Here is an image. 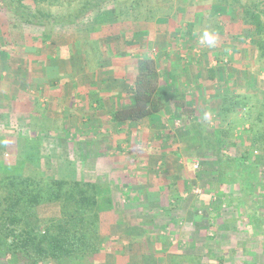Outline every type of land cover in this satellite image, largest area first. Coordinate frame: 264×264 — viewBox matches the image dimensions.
I'll list each match as a JSON object with an SVG mask.
<instances>
[{
	"label": "rangeland",
	"instance_id": "1",
	"mask_svg": "<svg viewBox=\"0 0 264 264\" xmlns=\"http://www.w3.org/2000/svg\"><path fill=\"white\" fill-rule=\"evenodd\" d=\"M80 1L0 0V50L2 66L8 72L1 82V94L13 90L15 95L0 100V171L20 158L27 140L37 139L38 168L47 177L108 179L121 191L120 176L144 190L140 201L123 197L117 201L116 211L102 214L105 264H124L118 256L127 254L136 260L133 250L142 249V242L134 240L129 223L145 224L155 242L167 246L166 252L158 247V255L175 256L182 264H200L188 258L189 254L201 257V264H264V218L254 230L249 228L245 214L254 211L253 205L238 185L223 183L216 160L179 116L174 119L164 111L118 125L109 113L119 104L117 99L108 100L102 109L91 101L95 97L91 92L97 86L104 88L103 81L106 86L120 83L129 90L138 56L146 52L158 60L161 85L181 90L193 102L207 132L228 131L226 141L238 143L232 147L233 154H250L258 167L255 189L264 196V151L251 145L248 132L264 128V122L258 120V114H264V56L254 43V31L243 22L240 7L249 0H116L103 7L108 8L104 20L114 18L116 27L89 30L102 25L96 20L99 14L72 25L53 21L52 15L72 12ZM117 11L125 15L118 17ZM132 21L139 30H131ZM205 30L217 37L214 47L200 42ZM35 42L40 44L36 52L43 55L37 61L32 57ZM166 42L171 43L170 51ZM59 57L66 60L60 59L61 68L55 65ZM211 69L215 77H211ZM24 70L33 71L37 81L30 77L26 82ZM167 70L177 80L181 78L180 84L164 83ZM227 91L229 95L249 94L250 111L238 105L232 113L219 117L220 98ZM3 103L6 109L1 107ZM35 166L28 163L26 170ZM168 180L176 185L170 186ZM171 189L185 196L183 203L170 212H158L155 208ZM149 205L155 214L148 215L142 208ZM123 211L128 219L119 223L117 216ZM39 214L59 217L60 206L43 204Z\"/></svg>",
	"mask_w": 264,
	"mask_h": 264
},
{
	"label": "trees",
	"instance_id": "2",
	"mask_svg": "<svg viewBox=\"0 0 264 264\" xmlns=\"http://www.w3.org/2000/svg\"><path fill=\"white\" fill-rule=\"evenodd\" d=\"M112 1L116 0H81L72 12L50 16L57 23L72 25L99 13ZM240 7L243 22L245 25H250L247 27L254 31V43L260 54L264 56V0H249ZM23 12L25 13L26 10ZM124 13L117 11L116 16L119 17ZM1 71L0 50V76ZM210 72L211 77H215L212 69ZM161 76L158 60L146 52H141L138 56L134 84L126 92L129 99L122 102L118 100L119 104L110 112L112 121L123 125L144 118H153L164 111L174 119L179 116L182 125L191 131V135L194 134L198 138L199 143H202L211 153V157L216 160L219 165L218 175L221 174L223 183L238 185L245 200L253 205L254 211L245 216L251 223L249 228L254 230L259 221L264 218V201H260L258 197L262 192L255 189L259 184L257 165L253 164L247 151H243L238 156L233 154L232 149L238 143L226 141L228 131L207 132L202 114L196 111L193 102L175 86H173L175 89L162 86ZM227 93L220 98L217 113L219 117L232 113L238 105L249 110V94L229 95L230 92ZM92 102L102 104L103 99H93ZM258 120L264 122L263 113L258 114ZM248 132L251 145L256 147L257 151L258 149L264 151V128L261 131L251 128ZM158 150L164 155L163 157L167 156L162 149ZM38 153L39 141L27 140L20 150V158L13 164L4 165L0 171V264H48L49 261L57 264H105L107 254L104 251L102 214L116 211L117 201L123 197L128 198L130 202L140 201L144 190L133 184L129 177L128 180H124L119 175L120 186L123 188L121 191H116L114 184L108 179L67 180L47 177L38 168L41 164ZM28 163L36 164L35 168L27 171ZM161 163L164 169L166 160L164 159ZM175 179L178 181L177 177ZM168 182L170 181L168 180L167 184ZM170 183V186L176 185L174 181ZM169 191V193L165 191L167 193L164 199L155 208L160 213L179 208L185 199V196L177 190ZM246 201L244 202L247 204ZM52 203L60 206L59 217L42 218L39 207ZM152 207L149 205L142 208L151 215L156 213V210L150 211ZM119 214L117 216L119 223L126 222L128 217L125 212ZM138 219L136 221L139 222ZM148 221L154 222V220ZM131 225L129 223L131 234L134 235V240L142 242V249L137 252L132 247L136 260L130 254L118 256L124 264H182V261L175 256L160 257L158 255L160 253L158 247L166 252L167 246L164 242L161 246L156 243L153 236L148 234L145 224L141 227ZM150 255L156 256V259ZM102 256L104 262L98 261V258ZM188 258L200 264L202 262L201 257L193 254H189ZM167 260H170L169 263Z\"/></svg>",
	"mask_w": 264,
	"mask_h": 264
},
{
	"label": "crops",
	"instance_id": "3",
	"mask_svg": "<svg viewBox=\"0 0 264 264\" xmlns=\"http://www.w3.org/2000/svg\"><path fill=\"white\" fill-rule=\"evenodd\" d=\"M104 9H108V8H102V10L100 11V13H95L94 15H92V16H90V17H87V18H85V19H93L94 18V16L96 15V14H99V16H97L98 18H96V20H100V22H101V24L102 25H97V26H95L94 28L93 27H89V30H99V29H101V27H103V29H109L108 27H112V24L116 27V23H117V21L114 19V18H112V19H106V20H104L105 19V14H106V12L104 13ZM112 9V8H111ZM110 12V11H109ZM115 12V11H114ZM115 15V14H114ZM96 17V16H95ZM84 19V20H85ZM116 19H118L117 17H116ZM121 21V20H120ZM132 23H133V25H132ZM111 24V25H110ZM135 24V22L134 21H132V22H130V24L129 25H131V30H139V28H137V27H139V25L138 24H136V25H134ZM159 24H160V22H159ZM109 25V26H108ZM163 25V24H162ZM165 27V29L167 28L166 26H164ZM119 30H123L122 28L121 29H119ZM96 40V39H95ZM100 40H98L97 42H99ZM134 41V37L132 38V41H131V44H134V43H132ZM171 43H167L166 42V44H165V48L167 49H169V51H170V49H171V47L169 46ZM172 44H174V43H172ZM38 45H40L38 42H35L34 44H33V46H35L36 48H35V50H34V52L32 53L33 54V56L32 57H34L33 59L35 60V61H37L39 58H41L43 55L40 53V52H36L37 50H39L40 49V47L38 46ZM72 46H75V44H73ZM133 46V45H132ZM136 46H138L139 47V45L137 44ZM67 47H69V46H67ZM98 47H102V45H99ZM137 47V48H138ZM68 49V48H67ZM92 49H94V47L92 48ZM101 48H99L98 50H100ZM95 50V49H94ZM98 50H96V51H98ZM35 53V54H34ZM31 54V55H32ZM48 56H50V55H48ZM48 56H47V58H48ZM59 60L58 61H56L55 63V65L56 66H58V68H61L64 64V62L66 61L65 59H61L60 57L58 58ZM63 61V63L61 64L60 63V61L61 60ZM158 59H159V55H158ZM161 59H162V57H161ZM169 59V61H170V59L171 58H168ZM29 60V59H28ZM48 60V59H47ZM49 62H51V61H49L48 60V63ZM28 63H29V61H28ZM4 64V63H3ZM29 66V65H28ZM186 65H184V67H185ZM167 72V76L164 78V83H166V84H171V83H175V82H178L179 84H180V82H181V78H180V80L178 79L177 80V78H176V76H174L173 75V73L171 72V71H169L168 72V70L166 71ZM11 73V75H12V72H10ZM8 74V72L6 71V70H4V67L2 66V71H1V76H0V100H2L3 99V97H4V95H5V97L6 98H14L15 97V95H13V93L11 92V91H13V90H7V92H5L4 94H1V92H2V90H1V82L2 81H4L5 79H6V75ZM13 74H15V73H13ZM182 75V74H181ZM17 77V75L14 77V78H16ZM23 77L24 78H27L26 79V82H29V78L30 77H33L32 79H35L36 81H37V75H35L34 74V72L32 71V72H28V71H25L24 70V72H23ZM49 78V77H48ZM114 80L115 79H117V78H113ZM14 80V79H13ZM50 80H53V78H50ZM118 80V79H117ZM117 80H116V82H117ZM40 84V82H37V86ZM103 87L104 88H102L101 89V87L102 86H97L95 89H94V91L93 92H91V93H93L94 95H95V97H91V101H93V99H99V98H102L103 99V102H102V104H99L98 102H96L95 104H94V106L95 107H97V109H102L101 107L102 106H107L106 104H107V102H108V100H115V99H117L116 101L117 102H119L118 100H120L121 102L123 101V100H125V98L126 99H129V95L126 93L127 91H128V89H124V87H125V85H123V84H121L120 85V83H116V84H113L112 86H109V85H107L106 86V84H107V82H104L103 81ZM36 86V87H37ZM12 87H13V85H12ZM92 89V88H91ZM90 91V90H89ZM103 94V95H102ZM93 95V96H94ZM127 95V96H126ZM4 97V98H5ZM110 102V101H109ZM5 103V102H4ZM4 103H3V105L1 106L2 108H4L5 106H4ZM106 103V104H105ZM4 109H6V107L4 108ZM114 108H112L111 110H113ZM111 111H109V113H110ZM111 116V115H110ZM131 123V122H130ZM71 129V128H70Z\"/></svg>",
	"mask_w": 264,
	"mask_h": 264
},
{
	"label": "clouds",
	"instance_id": "4",
	"mask_svg": "<svg viewBox=\"0 0 264 264\" xmlns=\"http://www.w3.org/2000/svg\"><path fill=\"white\" fill-rule=\"evenodd\" d=\"M217 41V37L208 30H205L201 36V43H205L210 47H214Z\"/></svg>",
	"mask_w": 264,
	"mask_h": 264
},
{
	"label": "built area",
	"instance_id": "5",
	"mask_svg": "<svg viewBox=\"0 0 264 264\" xmlns=\"http://www.w3.org/2000/svg\"><path fill=\"white\" fill-rule=\"evenodd\" d=\"M196 166H198V164H196Z\"/></svg>",
	"mask_w": 264,
	"mask_h": 264
}]
</instances>
